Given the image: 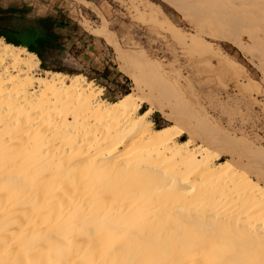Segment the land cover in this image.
Returning <instances> with one entry per match:
<instances>
[{
    "label": "bare ground",
    "instance_id": "1",
    "mask_svg": "<svg viewBox=\"0 0 264 264\" xmlns=\"http://www.w3.org/2000/svg\"><path fill=\"white\" fill-rule=\"evenodd\" d=\"M177 1L188 15H198L201 23L242 50V35L252 44L264 41V0ZM137 62L156 96L169 95V85L146 60ZM38 63L33 53L0 38V264H264V224L250 221L245 213L236 220L241 224L238 231L237 226L230 230L231 221L211 213L180 217L148 205L154 184L158 190L176 186V191H186L196 181L179 174L169 178L149 160L176 157L214 176L230 170L224 162L215 168L202 148L197 153L187 150L194 134L179 142L182 135L173 139L165 130L152 131L147 113L138 114L132 95L113 104L102 102L83 85L81 76H35ZM73 107L82 109L81 114L75 116ZM105 118L115 119L117 128L108 133L97 129L98 134L92 130L90 136L92 127ZM209 132L206 140L239 146L236 153L264 169L263 151ZM133 141L154 148L125 155L121 149ZM233 180L248 188L250 200L261 204L264 212V191L257 190L258 182L248 177L240 181L239 175ZM120 186L122 197L117 194ZM167 218L193 222L203 238L190 230L183 233L180 227L166 228ZM223 222L230 223L229 228ZM210 237L216 240H206Z\"/></svg>",
    "mask_w": 264,
    "mask_h": 264
},
{
    "label": "rangeland",
    "instance_id": "2",
    "mask_svg": "<svg viewBox=\"0 0 264 264\" xmlns=\"http://www.w3.org/2000/svg\"><path fill=\"white\" fill-rule=\"evenodd\" d=\"M64 1L68 5L66 12L51 16L65 20L63 27L59 23L55 27L62 36L63 50L45 55L44 65L50 69H41L39 62L35 76H41L44 72H56L66 78L81 76L83 85L89 88L92 95L110 104L130 94L134 104H138V114L147 113L146 120L151 123L152 131L165 130L163 133L167 132L166 135L173 139L182 135L179 142L188 140L194 134V141L190 139L187 150L197 153L196 150L199 152L202 148L208 151L207 158L215 163V168H220L219 163L222 162L230 167L219 177L218 174H204L197 164L192 161L193 164L186 163L188 161L183 163L176 157L149 160L151 167L160 168L165 176L170 175L169 178L179 174L189 180L195 178L192 182L196 181L193 184L189 181L192 186L189 185L187 192L176 191V186L158 190L159 185L151 184L153 187L149 190L154 192L157 199L152 197L148 205L154 209L157 207L156 210H170L180 217L211 213L231 221V224L226 223L227 228L232 226L230 230L239 224L236 220H239L242 212L250 221L264 224L261 204L250 200L248 188L242 182L233 180L238 179V175L240 181L248 177L253 183L258 182L256 188L263 192L264 169L252 165L240 152L236 153L239 146L220 145L206 140L207 136L212 135L211 131L242 140L251 148L264 152V41L252 44L242 35L240 43L246 47L242 50L220 36L212 26L201 23L198 15H188L177 0L171 1L180 6L169 0ZM36 6V0H0L1 9H15L10 14H0V29L7 24L24 25L41 17L36 12ZM145 60L167 82L169 95L156 96L158 93L152 88L151 80L142 78L143 69L140 73L141 65L135 62L143 63ZM117 82L121 83V89L116 87ZM76 108L71 109L76 111ZM79 110L82 112V109ZM79 110L73 111L74 115H79ZM108 119L99 120L103 127L98 126L99 123L98 128L92 127L88 134L91 136V131L97 129L105 130V133L115 130L116 120ZM195 130L202 136L196 135ZM131 135L130 131L125 138L130 139ZM229 147L233 150L237 148L234 152L232 149L228 151ZM153 148V145L133 141L121 150L125 155H132L144 154ZM197 156L199 153L195 154V158ZM217 156L221 158L220 161L216 160ZM118 191L120 197L125 195L121 186ZM167 219L164 222V225L169 222L166 228L180 227L183 233L189 234L190 230L203 238L193 222L184 218L177 222L174 220L177 218L173 221ZM221 224L226 227L224 222ZM239 226L236 228L238 231Z\"/></svg>",
    "mask_w": 264,
    "mask_h": 264
},
{
    "label": "trees",
    "instance_id": "3",
    "mask_svg": "<svg viewBox=\"0 0 264 264\" xmlns=\"http://www.w3.org/2000/svg\"><path fill=\"white\" fill-rule=\"evenodd\" d=\"M170 3L176 4L175 1L169 0ZM180 6V5H178ZM15 9H1L0 14H10ZM60 24L63 27L64 19H55L51 16L39 17L30 20L24 25H12L7 24L0 29V38L7 44H11L16 47H23L29 53H33L40 62V68L43 70H49L50 68L44 65V56L54 51H62V36L55 30L56 24ZM106 71V69H103ZM118 77H122L121 74H117ZM89 79L88 77H86ZM126 82L127 79L123 78ZM118 88H122L120 82H117Z\"/></svg>",
    "mask_w": 264,
    "mask_h": 264
},
{
    "label": "crops",
    "instance_id": "4",
    "mask_svg": "<svg viewBox=\"0 0 264 264\" xmlns=\"http://www.w3.org/2000/svg\"><path fill=\"white\" fill-rule=\"evenodd\" d=\"M36 4V12H39L41 17L58 15L68 9L64 0H36Z\"/></svg>",
    "mask_w": 264,
    "mask_h": 264
}]
</instances>
